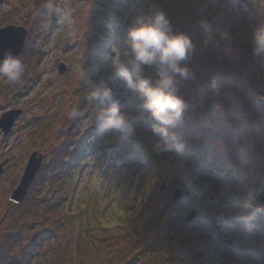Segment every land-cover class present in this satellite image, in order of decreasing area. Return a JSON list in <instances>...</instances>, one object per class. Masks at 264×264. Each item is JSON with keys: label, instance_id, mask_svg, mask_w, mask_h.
<instances>
[{"label": "trees", "instance_id": "trees-1", "mask_svg": "<svg viewBox=\"0 0 264 264\" xmlns=\"http://www.w3.org/2000/svg\"><path fill=\"white\" fill-rule=\"evenodd\" d=\"M30 1L32 8L25 9L17 21L28 31L27 45L19 56L27 72L17 83L0 77V106L12 102L21 87L29 86L26 74L34 73V64L40 57L37 44L43 43L52 28L55 15L44 11L49 0ZM154 1L150 5L158 6L156 12L165 15L173 33L186 35L194 45L182 62L194 79H176L177 95L184 102L183 121L168 131L175 143L183 145L179 158L187 168L183 188L197 216L176 234L174 242L180 244L185 237H191L189 233L202 219V213L206 215L202 224L206 225L207 235L216 232L221 222L220 227H233L244 236L252 233L264 242V214L257 216L251 230L238 216L230 218L226 214L240 209L247 200L264 207V102L257 99L264 96V65L251 55L253 25L247 18L254 0H239L235 9L229 0ZM229 10L233 16L228 15ZM200 21L211 26L209 34H204ZM1 23L8 24V18H0ZM103 39L95 38L85 57L81 56V65L89 77L97 66L94 60L102 56L99 53L105 46ZM230 39L248 57L250 68L241 77L232 74V63L224 54ZM142 75L151 82L158 78L156 70L147 66ZM88 90L79 83L76 108L83 115L78 120H68L58 131V140L43 156L23 201L16 205L0 199V264H200L206 260L208 257L198 250L199 243L189 247L195 256H187L188 263L182 258L185 252L177 247H156L153 235L168 224L176 206L167 213L159 209L150 213L149 200L142 197L141 189L137 193L140 199H135L137 211L131 210L114 222L112 228L119 231L101 226L102 208L94 202L88 209L70 212L76 169L83 163L87 139L96 129L95 124L87 123L94 112L85 99ZM33 124H25L28 132L32 128L38 131ZM30 139V149H36L39 137L31 135ZM22 163L21 160L19 169Z\"/></svg>", "mask_w": 264, "mask_h": 264}, {"label": "rangeland", "instance_id": "rangeland-1", "mask_svg": "<svg viewBox=\"0 0 264 264\" xmlns=\"http://www.w3.org/2000/svg\"><path fill=\"white\" fill-rule=\"evenodd\" d=\"M153 2L155 1H54L55 6L70 11L69 18L64 20L59 15L54 16L46 39L42 44H37L40 57L34 64L35 71L32 75L30 71L26 74L30 80L29 86L26 89L21 87L12 102L0 106V116L11 109L22 110L10 133L3 136L0 131V199L16 204L10 199L11 193L19 182L30 153L36 151L42 154L43 160L45 153H49L55 145L58 131L69 120L67 112L76 107L80 98L77 93L79 82L74 69L81 65V56L85 57L86 50L91 48L94 39L104 37L105 46L99 53L102 56L94 60L98 62L90 78L96 84L103 81L112 88L118 106L132 120L135 131L129 137L121 138L116 134L101 133L96 127L87 139L83 163L78 165L73 184L71 182V203L68 206L70 212L88 209L94 202L102 208L101 226L119 231L120 228H112L114 222L125 218L131 210L137 211L135 199H140L137 193L141 189L142 197L149 200L147 211L150 213L155 209L166 210L167 213L171 206H176L168 224L153 235L156 247L174 246L177 247L176 250H183L184 263L189 262L187 256H195L189 247L193 243H199L198 250L208 257L200 264H264V242L261 239L254 238L252 233L244 236L233 227H220L221 222H218L216 232L207 235L206 225L202 224L205 213H202V219L197 220L193 232L189 233L190 238L185 237L180 244L174 242L177 241L176 234H180L188 224L196 221L197 216V212H194L192 219L186 221L192 206L184 193L183 179L187 168L184 161L179 159L181 152H177L175 147L167 152L154 150V145L160 142V138L152 132L150 125L154 122L144 108L139 92L128 88L121 79L115 77L104 60V54L111 45L116 44L121 48L125 46L124 37L137 16H151L156 12L158 6L150 5ZM32 5L30 0H0V18H8V24L1 23L0 28L6 25L23 26L17 21L25 9L32 8ZM233 14L229 10L228 15ZM247 18L253 29L258 23L264 22V0L253 1ZM26 45L25 41L23 50ZM225 47L224 54L232 63V74L239 77L247 74L250 68L247 55L231 39ZM61 64L66 69L59 74L58 67ZM31 123L38 127V131L34 132L32 128L28 132L25 124ZM31 135L39 137L37 147L33 150L30 149ZM21 160L22 168L19 169ZM95 188L98 198L95 196ZM175 188L182 190L183 196L176 204H172L170 196ZM238 213L239 209H231L226 214L235 218ZM210 237L212 239L209 242ZM234 246H247L249 249L242 250Z\"/></svg>", "mask_w": 264, "mask_h": 264}, {"label": "clouds", "instance_id": "clouds-1", "mask_svg": "<svg viewBox=\"0 0 264 264\" xmlns=\"http://www.w3.org/2000/svg\"><path fill=\"white\" fill-rule=\"evenodd\" d=\"M229 4L235 9L239 0H229ZM44 11L49 16L59 15L64 20L70 16L69 10L55 6L50 0L45 3ZM199 26L205 35L211 32V26L206 21H200ZM249 39L253 59L264 65V22L255 26ZM124 45L123 48L111 45L104 54V60L115 77L121 79L128 88L139 92L143 106L154 122L152 132L160 138L154 150L167 152L175 147L177 152L181 151L182 144L170 142L175 137L169 136L168 129L183 121L184 102L177 95L176 79H194L190 68L182 63L193 51L192 41L186 35L174 34L165 15L156 12L151 16L135 18L126 32ZM146 66L156 70L158 78L154 82L142 75ZM74 71L77 81L89 89L85 99L94 112L87 123L95 124L101 133L116 134L121 138L133 135V122L121 111L112 88L103 81L93 85L82 65H78ZM24 73L25 66L21 59L10 51L0 59V77L7 82H19ZM257 99L264 102V96H258ZM82 115L76 107L67 112L69 120H78ZM260 214H264V207L247 200L240 207L238 217L251 230L254 227L253 221Z\"/></svg>", "mask_w": 264, "mask_h": 264}, {"label": "water", "instance_id": "water-1", "mask_svg": "<svg viewBox=\"0 0 264 264\" xmlns=\"http://www.w3.org/2000/svg\"><path fill=\"white\" fill-rule=\"evenodd\" d=\"M27 36V29L23 26L6 25L0 28V59L3 58L5 53L11 52L13 55L19 57L23 51L25 45V39ZM64 65H59L58 73L61 74L65 70ZM22 114L20 109H11L5 111L0 116V131L5 136L10 133L13 124L18 116ZM42 154L32 151L26 161L23 168L22 175L17 183L16 187L11 193L10 199L14 202L21 203L26 197L27 191L35 179V176L41 166ZM2 165H0L1 171ZM182 196L180 189H175L171 195L172 203H175ZM192 218L190 215L187 218L189 221Z\"/></svg>", "mask_w": 264, "mask_h": 264}]
</instances>
